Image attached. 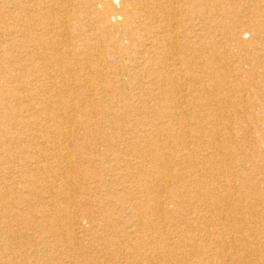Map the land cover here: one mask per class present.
I'll use <instances>...</instances> for the list:
<instances>
[{
	"label": "bare ground",
	"instance_id": "1",
	"mask_svg": "<svg viewBox=\"0 0 264 264\" xmlns=\"http://www.w3.org/2000/svg\"><path fill=\"white\" fill-rule=\"evenodd\" d=\"M202 1L0 0L22 104L0 128V264H264L260 237L220 226L246 199L220 205L229 179L202 174L222 135L254 142L241 121H218L259 77L264 88V0H228L230 14L207 20ZM193 106L197 134L181 115ZM169 213L205 224L193 233Z\"/></svg>",
	"mask_w": 264,
	"mask_h": 264
},
{
	"label": "rangeland",
	"instance_id": "2",
	"mask_svg": "<svg viewBox=\"0 0 264 264\" xmlns=\"http://www.w3.org/2000/svg\"><path fill=\"white\" fill-rule=\"evenodd\" d=\"M3 1V0H2ZM7 2V0H6ZM202 2H205L204 4L207 5L210 4L211 9L208 11L204 16L207 19L213 18V16H216L219 19H223L225 14H230V11L226 7L229 5H225L228 0H204ZM210 2V3H209ZM1 3V2H0ZM6 4V3H5ZM194 6H196L197 9H201L202 6L198 5V2H193ZM11 4H9L10 6ZM7 7V6H6ZM232 7V6H231ZM215 12V13H214ZM7 14V13H6ZM237 24V30L242 28L241 22H236ZM214 27V26H213ZM208 28V31L213 28ZM225 32V31H224ZM219 36V45L223 47H231V43L228 42L226 37L224 38L222 35L218 34ZM247 35V36H246ZM241 37L244 40H250L252 38V33L248 31H244L241 34ZM255 38V36H254ZM5 36H1L0 34V86L3 88L6 87V91L4 90V93L2 92V95L0 97V128L8 126V121L5 114V106H15L16 108H19L22 104L19 100L15 99L13 97V92L9 91V87L13 85L11 82L12 80L15 81L13 73H15V68L18 67L19 61H17V51L15 49L11 48L9 46V42L5 41ZM233 57L230 61L227 62L228 67L232 68L236 62H233ZM260 78V77H259ZM254 81L250 86H248V91H243L241 93H237L241 96L242 105L243 107H240L239 110H233L230 111V117L229 121L222 119L219 120V126L222 128H226L228 124L235 128L238 124H235L233 122L241 121V125L244 126V128L241 129V131H244L246 129H249L248 134L251 133V136H254V142L248 141V136H240L237 134H234L230 137L222 135L219 137V134L217 135L222 140V146L214 145V147L208 148L209 150L213 151L217 155L218 163L214 162L213 159H209L208 164L206 163V167L203 171V179L207 181L209 184L216 185L217 183V177L219 176H225L229 179V189H222L218 188L216 189V192L218 195L221 194L219 197V200L217 202H220V205L225 206V201H227V198L224 197H232L236 201L238 199H246V207L243 208L242 206H238L237 214H234L230 218H226V215H222L220 212V209L223 210L221 207L220 209L217 208L215 205H218L215 203L213 205V210L217 214L216 218L218 219L220 215V226L224 227L229 233L227 236L230 238L232 236L239 237L241 235L248 236L250 239H252L256 235L258 236V239L260 237V240L264 243V233L258 232L255 233L252 231L256 228H262L264 226V92H261L260 90H264L262 83H258ZM228 82H232L233 85H235L234 82L237 80L234 77L226 79ZM234 81V82H233ZM260 87V89H259ZM249 101L256 102L255 105L246 106V103ZM4 103V104H2ZM155 108H159V104L157 102H152ZM198 107H192L187 108L185 107L184 111L181 112L182 117L186 119L188 117L190 119V122L192 123V129L191 133L197 134L200 130V128H196V125L199 124L197 121L195 123L194 118L192 117L195 115V113H199ZM177 111H179L177 109ZM242 111V112H241ZM235 120V121H234ZM233 121V122H232ZM235 125V126H234ZM253 126H256V128H261L260 130H253ZM194 134V135H195ZM208 139V136H204L202 139ZM201 141V140H200ZM228 145H227V144ZM219 156V157H218ZM201 157V156H200ZM244 164L241 165V161ZM207 161V159H205ZM79 164V163H78ZM77 164V170H79L80 166H84L83 163H80V166ZM246 164V166H245ZM210 165V166H209ZM85 166L89 170H93V165H90V163H85ZM19 169L18 167H16ZM96 170H98V167H94ZM248 168V169H247ZM27 167H24L23 171L27 170ZM20 170V169H19ZM190 170L196 171L197 168L193 166V168H190ZM217 173V174H216ZM242 174V175H241ZM246 180V182H245ZM244 182V183H243ZM236 184V185H235ZM232 187V188H231ZM257 187V189H256ZM224 191V192H223ZM220 192V194H219ZM88 203L82 202V204H87L88 210L97 209L95 199L91 197L89 200H87ZM250 202V203H248ZM249 204H255L254 206H249ZM170 205L169 207L172 209L173 206ZM223 206V207H224ZM219 207V205H218ZM174 209V208H173ZM239 212V214H238ZM253 214L255 217L253 218V221H248L247 217H250V215ZM168 216H173V220H180L184 222V227L187 226L188 229H190L191 232H197V226L201 227L205 224V221L201 220L200 218H193V220H190V222H185V218H190L188 215H181L182 218H180V215H177L176 213L173 214H167ZM245 217V218H244ZM215 218V219H216ZM244 218L245 220H242ZM251 218V217H250ZM255 222V223H254ZM84 229H89V224L87 222H84ZM95 233V232H91ZM243 233H246L243 234ZM96 234V233H95ZM237 245H240L237 241ZM241 245L239 246V249H241Z\"/></svg>",
	"mask_w": 264,
	"mask_h": 264
}]
</instances>
